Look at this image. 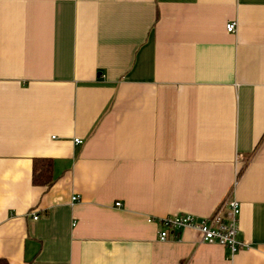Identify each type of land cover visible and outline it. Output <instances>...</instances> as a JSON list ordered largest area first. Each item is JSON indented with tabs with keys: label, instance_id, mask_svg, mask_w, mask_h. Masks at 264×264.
<instances>
[{
	"label": "crops",
	"instance_id": "crops-1",
	"mask_svg": "<svg viewBox=\"0 0 264 264\" xmlns=\"http://www.w3.org/2000/svg\"><path fill=\"white\" fill-rule=\"evenodd\" d=\"M236 182L248 248L160 241ZM0 259L264 264V0H0Z\"/></svg>",
	"mask_w": 264,
	"mask_h": 264
},
{
	"label": "built area",
	"instance_id": "built-area-1",
	"mask_svg": "<svg viewBox=\"0 0 264 264\" xmlns=\"http://www.w3.org/2000/svg\"><path fill=\"white\" fill-rule=\"evenodd\" d=\"M226 29L229 33L236 31V23H228ZM76 144H81L80 139L75 140ZM230 196L218 210L205 218H198L193 215L183 214L174 217H166L160 221L162 231L159 239L162 242L167 241L170 232H182L186 230L197 231L202 235L203 242L208 244H218L231 250L236 254L242 249L248 248V245L239 238V217L241 213L240 202L234 197L235 187ZM232 194V195H231ZM74 197L73 201H77ZM120 206L121 203H117ZM225 212V214H224ZM34 220L38 216H32Z\"/></svg>",
	"mask_w": 264,
	"mask_h": 264
},
{
	"label": "trees",
	"instance_id": "trees-1",
	"mask_svg": "<svg viewBox=\"0 0 264 264\" xmlns=\"http://www.w3.org/2000/svg\"><path fill=\"white\" fill-rule=\"evenodd\" d=\"M32 182L36 186L50 187L53 182V164L51 159H35L33 162ZM0 264H8L5 259H0Z\"/></svg>",
	"mask_w": 264,
	"mask_h": 264
}]
</instances>
